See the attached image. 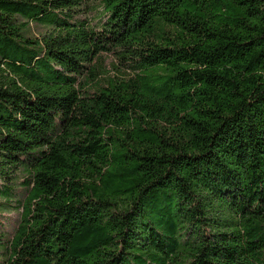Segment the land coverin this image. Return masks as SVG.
I'll use <instances>...</instances> for the list:
<instances>
[{
	"label": "trees",
	"instance_id": "trees-1",
	"mask_svg": "<svg viewBox=\"0 0 264 264\" xmlns=\"http://www.w3.org/2000/svg\"><path fill=\"white\" fill-rule=\"evenodd\" d=\"M100 1L0 0V264H264V0Z\"/></svg>",
	"mask_w": 264,
	"mask_h": 264
},
{
	"label": "rangeland",
	"instance_id": "rangeland-1",
	"mask_svg": "<svg viewBox=\"0 0 264 264\" xmlns=\"http://www.w3.org/2000/svg\"><path fill=\"white\" fill-rule=\"evenodd\" d=\"M81 11L76 15V18L79 20H86L88 23H90L93 26H98L99 22L103 18L102 15V4L100 0H84ZM48 16H46L43 20L47 19ZM42 20V21H43ZM40 24H31L32 32L35 34H38L41 32V27H39ZM101 65L102 69H104L102 75L113 77V76H124L123 74L120 75L117 73V71L114 69V60L109 55H103L101 57ZM16 214L14 211H11L9 213H2L0 212V221L5 220L8 222V224L12 225L15 223ZM2 257V256H1Z\"/></svg>",
	"mask_w": 264,
	"mask_h": 264
}]
</instances>
